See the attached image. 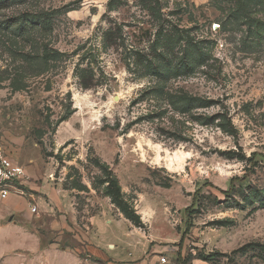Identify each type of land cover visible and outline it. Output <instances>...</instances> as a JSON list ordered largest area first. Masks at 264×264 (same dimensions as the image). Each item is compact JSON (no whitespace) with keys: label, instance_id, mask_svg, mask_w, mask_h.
<instances>
[{"label":"rangeland","instance_id":"obj_1","mask_svg":"<svg viewBox=\"0 0 264 264\" xmlns=\"http://www.w3.org/2000/svg\"><path fill=\"white\" fill-rule=\"evenodd\" d=\"M0 151V264H264V0H0Z\"/></svg>","mask_w":264,"mask_h":264},{"label":"built area","instance_id":"obj_2","mask_svg":"<svg viewBox=\"0 0 264 264\" xmlns=\"http://www.w3.org/2000/svg\"><path fill=\"white\" fill-rule=\"evenodd\" d=\"M26 181V174L23 167L5 154L0 152V200H6L11 195L25 196L23 185ZM29 212H37L35 206L29 205ZM165 263V258L160 259Z\"/></svg>","mask_w":264,"mask_h":264},{"label":"trees","instance_id":"obj_3","mask_svg":"<svg viewBox=\"0 0 264 264\" xmlns=\"http://www.w3.org/2000/svg\"><path fill=\"white\" fill-rule=\"evenodd\" d=\"M6 1V0H5ZM22 24V23H21ZM20 26V25H19ZM23 26V25H22ZM108 191L112 194V201L116 205V207L120 210V212L125 216L129 221L139 223L140 218L135 213V211L130 208L120 197L118 193V188L116 182H111L109 185Z\"/></svg>","mask_w":264,"mask_h":264},{"label":"crops","instance_id":"obj_4","mask_svg":"<svg viewBox=\"0 0 264 264\" xmlns=\"http://www.w3.org/2000/svg\"><path fill=\"white\" fill-rule=\"evenodd\" d=\"M1 153H3L2 151H0ZM4 154V153H3ZM23 167V166H22ZM23 169H24V171H25V174H26V176L28 175L27 174V171L25 170V168L23 167ZM25 182H24V185H23V187L25 186ZM20 197H22V196H18V195H11L8 199H11V203H13L15 206H20V203H21V201L23 200V198H20ZM8 199H6V200H8ZM22 199V200H21ZM29 211V210H28ZM5 228V227H4ZM7 228H16L15 226H10V227H7ZM1 229V228H0ZM6 229V228H5ZM9 230V229H8ZM18 243V241L16 242V244ZM15 244V245H16ZM12 248V250L14 249L15 250V246L14 247H11ZM1 254H3V253H0V256H1ZM64 255L65 256H68L69 258H75L76 260H79L80 258H79V256L76 254V252H75V250H69V248H68V250H66L65 252H64ZM1 258V257H0Z\"/></svg>","mask_w":264,"mask_h":264}]
</instances>
